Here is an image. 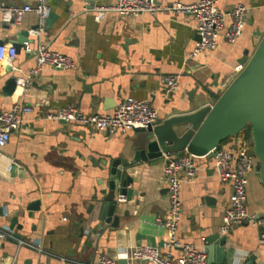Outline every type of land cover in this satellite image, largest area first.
Segmentation results:
<instances>
[{"label":"crops","instance_id":"obj_1","mask_svg":"<svg viewBox=\"0 0 264 264\" xmlns=\"http://www.w3.org/2000/svg\"><path fill=\"white\" fill-rule=\"evenodd\" d=\"M36 1L0 0V4L33 5ZM116 1L75 0L69 6L67 0H49L58 21L50 33L44 30L34 36L29 49L17 54L12 64L19 76L26 75L34 68L35 50L42 43L72 57L75 68H44L26 90L19 88L6 96L2 88L9 64L0 63V112L16 101L34 108L12 131L2 150L0 264H90L101 253L116 257L119 264L123 254L130 255L136 246L152 244L150 238L165 251L167 231L156 222L158 217H167L169 207L164 156L126 169L133 178V191L125 202H117L119 224L112 227L100 220L94 196L107 187L103 162L120 155L132 142L134 132L99 131L91 125L56 122L46 116L69 105L86 114L108 113L128 96L149 101L160 118L194 111L207 102V95L218 98L222 94L226 79L238 70L240 59L253 54L264 33V0H218L224 10L237 3L248 7L243 34L234 44L220 40L215 50L190 57L199 40L190 16L161 11L137 16L111 13L97 19L96 6ZM174 1L191 4L199 0H158L163 5ZM38 22L35 13H28L21 23L9 28L0 16V41L12 44L17 30ZM168 73L181 76L178 89L170 95L160 81V76ZM222 147L237 152L238 137L229 138ZM10 159L21 167L6 172ZM210 161L193 182L182 184L179 237L205 245L208 236L219 233L227 236L225 264H264L257 228L245 225L227 234L221 232L231 183L220 182ZM36 200L40 210L29 217L27 207ZM248 208L264 215V184L255 170L250 174ZM15 215L24 226L22 230H11ZM13 232H21L25 238L15 244L8 240ZM21 241L39 244L43 251ZM61 257L76 262L64 263ZM216 260L213 251L212 264H218ZM129 264L148 263L129 259Z\"/></svg>","mask_w":264,"mask_h":264},{"label":"built area","instance_id":"obj_2","mask_svg":"<svg viewBox=\"0 0 264 264\" xmlns=\"http://www.w3.org/2000/svg\"><path fill=\"white\" fill-rule=\"evenodd\" d=\"M94 10L99 20L111 13L137 16L167 11L188 15L195 22L199 36L190 54V57H194L199 53L215 50L220 40L229 44L236 43L243 34L248 7L244 3H237L234 7L224 10L218 5V0H199L191 4L174 1L168 5L160 4L158 0H117L106 6H96ZM49 12V0H37L33 5L0 4V16L5 24H19L28 13H35L38 16L40 28L32 31L34 36L44 31L45 18ZM28 49L29 44L26 47V50ZM16 56V48L12 44L0 45V63L12 65ZM75 65L74 59L69 55L52 49L49 44L40 43L35 50L34 68L25 77L17 79V89H22V92L26 90L33 78L44 68L63 71L75 68ZM241 67L239 65L238 69ZM180 77L178 73L160 76L167 95L178 89ZM33 111L32 106L16 101L10 109L0 112V164L4 159L2 150L9 143L12 131L17 129L24 122V117ZM46 117L56 122L91 125L99 131L128 132L133 131L134 128L148 127L160 119V114L149 101L128 96L108 113L86 114L79 107L69 105L47 114ZM238 145L237 152L222 146L218 147L214 150L212 158L194 155L189 150L164 154L169 207L167 217L164 219L158 217L156 222L164 226L167 231L165 251L156 245L141 244L136 246L130 255L126 253L123 257L148 264H207L206 245L185 242L179 237L178 232L183 211L182 184L193 182L202 170L209 167L210 159V167L220 182L231 183V195L222 217L221 232L227 234L237 226H252L259 231L258 244L264 246V215L251 213L248 208L250 174L255 170L258 158L253 152L250 139H247L245 134ZM20 167V162L10 159L6 165V172ZM126 200V195L119 194L117 197V202ZM20 244L43 251L39 244L27 241H21ZM60 260L64 263L76 262L67 257H61ZM90 264H117V258L101 253L95 262Z\"/></svg>","mask_w":264,"mask_h":264},{"label":"water","instance_id":"obj_3","mask_svg":"<svg viewBox=\"0 0 264 264\" xmlns=\"http://www.w3.org/2000/svg\"><path fill=\"white\" fill-rule=\"evenodd\" d=\"M90 1V0H86ZM75 0H67L72 6ZM69 12L68 9L65 10ZM59 15L50 10L45 18V31L52 30ZM12 24V23H11ZM5 24L7 27L13 25ZM40 24L19 29L11 40L17 54L25 50L28 44L35 41L32 31L39 30ZM199 38V36H198ZM4 42L0 41V45ZM242 66L231 74L222 86V94L218 98L207 95V102L191 112L174 113L165 118H160L148 127L134 128V137L128 147L121 151L115 158L103 162L107 167V187L98 191L94 199L98 201L100 208V220L117 227L119 216L115 214L119 194L130 197L133 178L127 172L132 164L146 161H154L166 153H179L189 150L197 156L212 158L214 150L231 137H238V144L242 142L245 130L251 128L253 138V152L258 158L256 173L264 184V33L258 39L256 48L251 56L240 59ZM9 76L6 78L2 92L6 96H12L17 89L18 73L14 67L6 68ZM65 122V121H63ZM109 131V130H107ZM95 204L91 205L93 209ZM40 210V201L36 200L28 205V216L33 211ZM3 208L0 207V213ZM17 215L12 217L11 230L23 229L18 223ZM25 235L21 232H13L8 240L15 244L23 240ZM152 245H156L150 238ZM227 236L219 233L210 235L206 239V249L210 254L207 264H212V252H217V263L225 264ZM119 264H129L127 258L120 259Z\"/></svg>","mask_w":264,"mask_h":264},{"label":"rangeland","instance_id":"obj_4","mask_svg":"<svg viewBox=\"0 0 264 264\" xmlns=\"http://www.w3.org/2000/svg\"><path fill=\"white\" fill-rule=\"evenodd\" d=\"M246 130H247V132L250 134V127H248ZM246 138H247V139H250V141H251V143H252V146H253V138H252V136L248 135ZM224 142H226V141H224ZM224 142H223V143H224ZM223 143H222V144H223ZM221 146H222V145H221ZM221 146H220V147H221Z\"/></svg>","mask_w":264,"mask_h":264},{"label":"trees","instance_id":"obj_5","mask_svg":"<svg viewBox=\"0 0 264 264\" xmlns=\"http://www.w3.org/2000/svg\"><path fill=\"white\" fill-rule=\"evenodd\" d=\"M245 135H246V137H247L248 135L251 136V128H250V134L247 132V130H245Z\"/></svg>","mask_w":264,"mask_h":264}]
</instances>
